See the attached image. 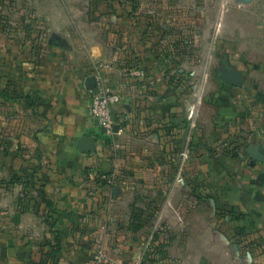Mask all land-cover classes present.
Returning a JSON list of instances; mask_svg holds the SVG:
<instances>
[{
  "label": "crops",
  "instance_id": "1",
  "mask_svg": "<svg viewBox=\"0 0 264 264\" xmlns=\"http://www.w3.org/2000/svg\"><path fill=\"white\" fill-rule=\"evenodd\" d=\"M129 20L123 0H0V180L40 169L32 177L57 213V264H97L98 254L100 264H137L140 232L152 223L135 212L146 207L184 227L189 243H238L245 230L264 245V94L236 99L243 78L206 99L195 119L192 101L178 108L175 84L155 63L133 64ZM90 76L121 96L112 136L88 113ZM83 136L95 138L93 151H81ZM159 148L169 153L149 154ZM33 210L0 204V227L11 229L0 235V264L32 261V231L44 229ZM189 258L264 264V251L224 247Z\"/></svg>",
  "mask_w": 264,
  "mask_h": 264
},
{
  "label": "rangeland",
  "instance_id": "2",
  "mask_svg": "<svg viewBox=\"0 0 264 264\" xmlns=\"http://www.w3.org/2000/svg\"><path fill=\"white\" fill-rule=\"evenodd\" d=\"M123 2L127 5L129 22L133 29L129 34L128 45L132 56L135 52L136 57L131 56V61L138 69H142L146 61L155 63L163 78L175 84L178 108L182 109L185 101L188 100V104L192 101L190 108L196 119L199 107L208 103L206 99H212L213 94L223 95L226 92L221 81L215 77V73L221 68V62H227L228 67L241 71V76L245 79V86L237 90L240 96H236V99L244 97L245 100L249 97L253 99L259 92L264 94L261 89L264 68L261 69L258 65L264 63V0H123ZM102 135L103 143L111 145V139L104 133ZM138 141L145 142L140 137ZM110 151L114 155L126 154L124 150L115 148ZM168 151L166 148H159L149 154L167 155ZM144 153L141 147L134 151L137 156ZM122 168L124 169V166ZM39 170L36 165H31L28 174L19 176L37 177ZM35 182L33 188L25 190L24 185L15 182L13 178L1 179L0 204L4 206L17 203L20 209L34 207L31 212L32 220L39 224L43 223L44 229L39 227L32 231L29 248L33 249L31 253L34 255L29 264H53V257L56 259L58 253L51 255V249L54 247L58 250L59 247L55 243L58 237L55 228L57 213L52 209L47 211L46 205L37 193L39 189L43 190V185L37 180ZM164 198L166 197H163V200ZM41 206L44 207L43 211ZM51 207L53 208V205ZM146 208L152 210L150 207ZM148 210L140 209L135 212L136 216H146L152 223L149 227L143 228L144 230L141 228L142 239L135 246L137 264H190L188 260L192 254L204 251L216 253L224 247L233 254L236 250L240 251L243 256L264 251V245L250 244L246 236L250 233L245 230L236 232L237 235L244 237L238 243H189L184 227L173 228L169 226L165 215H157ZM10 230L0 227V235L8 236ZM46 234L49 235L48 242ZM18 248L20 251L24 245L19 244ZM47 250H50V263L46 262L45 258L41 260L43 252L45 254ZM190 262L195 264L193 260Z\"/></svg>",
  "mask_w": 264,
  "mask_h": 264
},
{
  "label": "built area",
  "instance_id": "3",
  "mask_svg": "<svg viewBox=\"0 0 264 264\" xmlns=\"http://www.w3.org/2000/svg\"><path fill=\"white\" fill-rule=\"evenodd\" d=\"M121 96L117 90L110 88L102 80H97L93 89H90L88 113L102 128L105 134H115L116 121L112 115V108L119 103ZM97 264L102 261V254L95 256Z\"/></svg>",
  "mask_w": 264,
  "mask_h": 264
},
{
  "label": "water",
  "instance_id": "4",
  "mask_svg": "<svg viewBox=\"0 0 264 264\" xmlns=\"http://www.w3.org/2000/svg\"><path fill=\"white\" fill-rule=\"evenodd\" d=\"M219 79L224 82V89H230L232 86H241L244 79L241 76V71H237L234 67H225L222 69V74L217 75ZM96 85V79L94 76L88 77L86 81V87L88 89H93ZM95 138L83 136L79 139L78 146L83 152L93 151L95 148ZM264 153V150H262ZM253 157L258 158L257 155Z\"/></svg>",
  "mask_w": 264,
  "mask_h": 264
},
{
  "label": "trees",
  "instance_id": "5",
  "mask_svg": "<svg viewBox=\"0 0 264 264\" xmlns=\"http://www.w3.org/2000/svg\"><path fill=\"white\" fill-rule=\"evenodd\" d=\"M99 136V135H98ZM101 136H103L102 135V133H101ZM13 180L15 181V182H19V183H22L23 185H24V189L26 190V189H29V187H31V188H33L34 186H35V184H36V182L34 181V179L32 178V177H20V176H18V175H15L14 177H13ZM37 193H38V195H40L41 196V201L46 205V207H47V209H48V211L50 210V209H52V202L46 197V195H45V192H44V190H42V189H39L38 191H37ZM239 242H241V241H239ZM56 245L57 246H59V239H58V237H56ZM250 244H253V245H256V246H260L261 244H256V243H254V242H250ZM55 252H57V250H55L54 249V247H52V249H51V255H54V253ZM53 264H57V259H55L54 257H53Z\"/></svg>",
  "mask_w": 264,
  "mask_h": 264
},
{
  "label": "flooded vegetation",
  "instance_id": "6",
  "mask_svg": "<svg viewBox=\"0 0 264 264\" xmlns=\"http://www.w3.org/2000/svg\"><path fill=\"white\" fill-rule=\"evenodd\" d=\"M220 66H221V68H220L219 72H218V73H215V77H216V78H218L217 75H221V74H222V69L225 68V67H228L229 64H228L227 62H221V63H220ZM218 79H219V78H218ZM219 80L221 81V83H222V87L224 88V82H223L221 79H219Z\"/></svg>",
  "mask_w": 264,
  "mask_h": 264
}]
</instances>
